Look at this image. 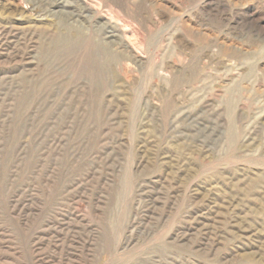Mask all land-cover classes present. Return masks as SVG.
Masks as SVG:
<instances>
[{"label": "rangeland", "instance_id": "rangeland-1", "mask_svg": "<svg viewBox=\"0 0 264 264\" xmlns=\"http://www.w3.org/2000/svg\"><path fill=\"white\" fill-rule=\"evenodd\" d=\"M0 264H264V0H0Z\"/></svg>", "mask_w": 264, "mask_h": 264}]
</instances>
